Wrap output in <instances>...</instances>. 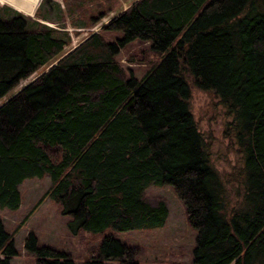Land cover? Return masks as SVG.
Wrapping results in <instances>:
<instances>
[{
    "label": "trees",
    "instance_id": "trees-1",
    "mask_svg": "<svg viewBox=\"0 0 264 264\" xmlns=\"http://www.w3.org/2000/svg\"><path fill=\"white\" fill-rule=\"evenodd\" d=\"M40 2L50 0L32 14L0 3V97L55 57L0 101V207L16 209L18 183L47 174L23 217L47 195L71 232L100 237L76 263L29 229L22 245L33 264H134L135 248L116 231L163 225L165 199L144 196L151 183L169 184L180 200L194 229L193 264H264V0H132L63 51L70 34L42 20ZM61 2L55 21L65 13L73 23L82 17L80 26L114 6ZM134 39L146 45L128 61L157 56L140 77L117 58ZM183 69L230 116L225 133L238 154L226 170L209 160ZM16 250L0 220V264H12Z\"/></svg>",
    "mask_w": 264,
    "mask_h": 264
},
{
    "label": "rangeland",
    "instance_id": "rangeland-1",
    "mask_svg": "<svg viewBox=\"0 0 264 264\" xmlns=\"http://www.w3.org/2000/svg\"><path fill=\"white\" fill-rule=\"evenodd\" d=\"M130 1L132 0H113L112 4L114 6L87 26L79 25L83 19L82 17L73 16V23L71 17L65 13L63 22H56L58 7L56 2L64 12L61 0H50L47 3L40 2V5L41 7L45 6V13L49 18L42 19L43 21L57 26L63 24L60 27L69 31L71 38L69 43L64 45L63 51L75 45L90 31L98 30L109 16L126 7ZM0 3L6 2L0 1ZM6 4L10 5L9 3ZM102 33L107 38H111L113 35V32L107 30H102ZM145 45V42L141 43L134 39L128 41L117 53V58L125 71H130L136 77H140L150 64L149 59H155L157 56L145 52L147 59L138 62L128 61L126 56L130 51H136V54L139 53L140 48ZM54 61L55 57L25 77L20 78L6 94L0 97V101L30 79H33L41 70ZM182 73L188 84V105L194 122L202 136L208 141L207 154L209 160L218 170H226L231 163L236 161L235 157L238 154L231 133H225L226 122L230 119V116L223 103L211 90L198 87L194 83L193 76L187 70L183 69ZM48 183L49 177L47 174L41 177H25L19 183L20 201L18 207L16 209L0 207V220L10 232L13 244L17 249L10 256L12 264L34 263V255L26 251L22 245L23 236L29 229L35 233L39 242H48L66 250L76 263L90 258L88 246L95 244L100 237L99 234H92L86 230L71 232L65 223L66 215L60 213L57 203L47 195L42 197L26 217H23ZM144 196L149 201H153L157 197H163L167 205V215L161 226L116 231V236L122 242L135 248L136 262L134 264H193L190 250L194 241V229L186 221L183 206L172 187L166 183L163 185L151 183L144 188ZM231 200L233 201V197L230 199V203ZM110 262L112 264H127V262H118L115 259L110 260Z\"/></svg>",
    "mask_w": 264,
    "mask_h": 264
},
{
    "label": "bare ground",
    "instance_id": "bare-ground-1",
    "mask_svg": "<svg viewBox=\"0 0 264 264\" xmlns=\"http://www.w3.org/2000/svg\"><path fill=\"white\" fill-rule=\"evenodd\" d=\"M4 1L8 2L9 4L15 7L21 8V10L23 9L27 11L30 10L37 2V0H25L24 2L25 4H21L20 0H4Z\"/></svg>",
    "mask_w": 264,
    "mask_h": 264
},
{
    "label": "crops",
    "instance_id": "crops-1",
    "mask_svg": "<svg viewBox=\"0 0 264 264\" xmlns=\"http://www.w3.org/2000/svg\"><path fill=\"white\" fill-rule=\"evenodd\" d=\"M0 1H4V0H0ZM39 1H40V0H37V2L35 3V5H34L30 10H28V11H27V10H23V9L21 10V8L15 7V6L11 5V4H10V5H11L12 7H15L16 9L22 11L23 13L32 14L33 11H34V8H35L36 5L39 3ZM5 2H6V1H5ZM22 2H23V3H22ZM24 2H25V0H20V3H21V4H25ZM6 3H8V2H6ZM68 32H69V31H68ZM70 38H71V37H70ZM21 181H22V180H21ZM21 181H20V182H21ZM20 182H19V183H20ZM19 183H18V189H19Z\"/></svg>",
    "mask_w": 264,
    "mask_h": 264
},
{
    "label": "water",
    "instance_id": "water-1",
    "mask_svg": "<svg viewBox=\"0 0 264 264\" xmlns=\"http://www.w3.org/2000/svg\"><path fill=\"white\" fill-rule=\"evenodd\" d=\"M31 80V79H30ZM24 85V84H23Z\"/></svg>",
    "mask_w": 264,
    "mask_h": 264
}]
</instances>
